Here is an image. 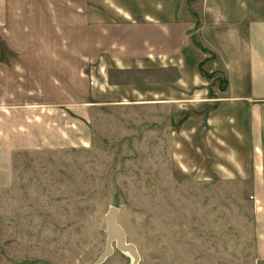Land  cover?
Here are the masks:
<instances>
[{"label":"rangeland","instance_id":"obj_1","mask_svg":"<svg viewBox=\"0 0 264 264\" xmlns=\"http://www.w3.org/2000/svg\"><path fill=\"white\" fill-rule=\"evenodd\" d=\"M8 1L13 22H26L24 32L3 33L12 49L0 35V63L26 66L9 106H54L38 109L62 125L48 132L54 147L35 139L44 147L15 150L12 172L0 173V264H93L106 246L110 207L139 264H252L243 249L254 244V191L220 171V163L233 168L229 109L219 107L228 81L198 26L187 36L200 59L185 64L148 49L119 67L108 51L89 57V42L101 53L111 29L88 26L134 25L118 12L130 0ZM106 38L107 49L114 41ZM111 245L101 264H131Z\"/></svg>","mask_w":264,"mask_h":264},{"label":"crops","instance_id":"obj_2","mask_svg":"<svg viewBox=\"0 0 264 264\" xmlns=\"http://www.w3.org/2000/svg\"><path fill=\"white\" fill-rule=\"evenodd\" d=\"M121 2L118 12L135 24H89L92 30H104L107 33L111 29L107 36H101V53L97 52V43L89 42V57L98 59L102 52L108 51L119 67H128L149 49L153 52L151 55L170 58L177 54L183 63L190 64L199 55L194 52L187 36L194 26H198L197 33L207 47L217 54V62H220V69L228 81L224 92L225 102H221L219 107L229 109L225 120H229L230 140L233 142L225 144L227 148L224 147L233 168L220 163V171L229 182L240 180L245 183L244 188L254 191L250 202L254 244L246 245L243 250L254 254L252 264H264V0H148L146 4L150 8L147 10L143 8V0H130L128 5ZM10 12L9 1L0 0V35L9 48L13 46L11 34L7 37L3 33L8 30L12 33L15 26L21 32L26 28L25 21H19V24L13 22L15 18ZM147 19L150 22H138ZM56 21L54 19L52 22ZM91 34L96 33L93 31ZM105 36L114 41L110 46L111 39L108 38L107 49L104 47L107 40ZM25 55L21 53L20 58L23 60ZM20 65L15 63L8 67L4 62L0 63V122L4 125H0V173L5 176L12 172L10 157L15 150L44 147L38 142L54 147L48 132L62 125L60 121L52 119V115H46L38 109L49 108L48 105L21 106L27 112L38 113L35 120L31 114L18 117L21 107L9 106L23 83L20 82L23 77L19 78L18 71H23L26 66L24 63ZM49 109L51 112L57 111L54 106ZM15 117L18 118L14 121ZM221 117H214V123H220L223 120ZM52 136L55 140V134ZM65 140L69 145L73 144V135ZM221 146L215 144L214 149L221 152Z\"/></svg>","mask_w":264,"mask_h":264},{"label":"water","instance_id":"obj_3","mask_svg":"<svg viewBox=\"0 0 264 264\" xmlns=\"http://www.w3.org/2000/svg\"><path fill=\"white\" fill-rule=\"evenodd\" d=\"M118 209L116 207H110L105 215L106 220V246L98 259L93 264H101L107 257L113 253V242H115L116 248L124 254H128L132 257L131 264H139V255L135 246L126 241V234L122 226L117 221Z\"/></svg>","mask_w":264,"mask_h":264}]
</instances>
